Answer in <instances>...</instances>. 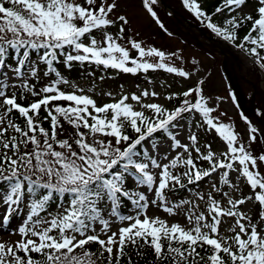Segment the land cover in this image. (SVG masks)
Segmentation results:
<instances>
[{
    "label": "snow or ice",
    "instance_id": "1",
    "mask_svg": "<svg viewBox=\"0 0 264 264\" xmlns=\"http://www.w3.org/2000/svg\"><path fill=\"white\" fill-rule=\"evenodd\" d=\"M157 2L142 0V5L163 28L153 10ZM182 2L212 33L255 57L264 69L260 51L264 50V0H255V15L244 12L249 0H222L212 14L202 10L197 0ZM118 7L119 0H0V108H5L0 113V232H11L13 213L19 216L22 205L28 208L14 231L20 239L0 242V264H122L125 260L132 264L129 246L138 256L144 255L140 249H151L152 264H264V174L259 170L264 167V151L254 154L251 148L259 129L242 117L250 125L247 144L243 142L231 123L221 122L226 113L214 115L218 109L205 95L203 79L165 97L176 101L171 108L145 102L159 97L155 91L121 95L97 106L88 95L60 88L69 83L58 70L60 64L68 69L74 63L93 64L132 75L163 69L185 80L192 78L194 70L168 66L163 51L128 38L127 44L138 54L132 57L120 43L130 20L114 15ZM222 12L228 19L218 25L213 16ZM247 22L251 27L241 39L239 29ZM117 25L115 33L110 31ZM147 57H157L159 63L147 62ZM41 64L44 76L53 79L37 91L24 81L38 78ZM17 88L41 98L23 106L17 102ZM58 101L68 104H53ZM14 111L23 126L8 118ZM64 123L73 132L60 139L58 133L66 131ZM193 125L214 131L226 151L217 155L210 144L202 151L197 135L189 130ZM177 168L180 174L173 171ZM214 173L220 184L233 190L243 178L250 194L233 199L213 184L206 213L197 212L190 199L169 202V193L198 185ZM232 173L236 175L230 178ZM213 192L227 198L226 207ZM197 198L205 200L199 193ZM249 201L259 205L255 220L240 209ZM126 203L136 215L121 213ZM52 205L55 214L49 212ZM149 207L162 208L170 216L183 211L189 227L150 217ZM224 217L235 218L225 229L230 235L221 233ZM109 218L127 226L113 231ZM92 244L98 246L96 251Z\"/></svg>",
    "mask_w": 264,
    "mask_h": 264
},
{
    "label": "rangeland",
    "instance_id": "2",
    "mask_svg": "<svg viewBox=\"0 0 264 264\" xmlns=\"http://www.w3.org/2000/svg\"><path fill=\"white\" fill-rule=\"evenodd\" d=\"M202 2L204 4V1ZM254 5L255 1L253 3H248L247 7L244 8V12L252 13L253 15H255L253 12ZM121 14L126 15L129 18L130 26H126L125 39L123 41H120V43L123 46L127 47L130 51H132V49L130 48V45L127 44L128 38H134L137 41L142 42V46L146 48L154 47V45H152L153 41H156V43L158 44L161 42L159 38L153 37V32L155 31L154 28H156V24L153 19H150L151 15L144 9L142 5V0H119V7L114 13V15ZM232 15L235 16L236 13L233 12ZM217 16V22L215 23H217L218 25H223L224 22L228 19L226 12L219 13ZM179 20L182 21L183 19L181 18ZM184 22L185 21H179L181 25H184ZM167 24L170 25L168 21ZM185 28L194 29L190 26H186ZM195 32L196 33L193 34V39L197 38L196 41L201 44L202 47L196 45L193 46L187 38H184L185 40L182 41L173 35L171 37L167 36L166 39L168 40V46L165 48L166 51H163L167 57L164 63L168 66L177 67L178 70L182 71L194 70V75L189 80H185L184 78L177 76L175 73H170L162 78L154 76V78L150 79L151 84H146L144 82H141V80L135 81L134 76L132 75H129L126 78L123 77L124 80L121 81L120 79H115L111 75H105L102 71H99L95 76H91L90 78H80L72 80L70 79V81H68V84H62L60 85V88L66 93H70L75 90L76 94L88 95L95 100L97 106H103L104 104L114 102L115 100H118L121 95L131 96V94L133 93L139 95L143 90H148L150 92L155 91L159 94V97L146 100L145 102H155L163 104L168 108H171L174 104L173 101L170 102L166 100L165 97L172 93H182L184 90L188 89L191 85H193L197 80L203 79L205 82V95L210 98V103L216 105L218 109L217 112L214 113V115L219 116L221 113H226V116H221V122L231 123L234 128V131L239 135L241 140L247 144L250 125L246 123L242 117H246L247 120L251 122V126H255L259 130L262 129V127L256 123L257 120L253 118V114H250L249 110H251V106L249 102H247L246 97L243 95L245 94L244 92H248V90L251 89V86H249L250 82L254 84L253 88L256 89L255 91H262L264 93V74L262 75L260 67H257L254 62L250 59V57L245 56L234 44L224 41L222 38L214 36L216 37L215 39H217V41L219 39L221 40V42L218 43L215 39H209L205 35V33L201 34V32L197 30H195ZM253 35H255V33ZM243 37L244 36H240L241 39ZM239 42L240 41L238 40V43ZM212 53H214V55L217 53L218 55H223L226 59L225 61H227L229 65L231 64L232 67L238 68L237 72L239 74V82H241V85L236 87L237 89H239L238 93L240 94V96H238L237 92H235L236 90L233 89L232 84L230 82L231 79H229V76L225 72L224 67L222 66L219 60L214 58ZM136 58H138V56ZM145 59L147 62H151L154 64L159 63V58L157 57H147ZM256 67L257 70H260L259 79L255 77ZM9 76L11 77V73H9ZM38 78H40V81L42 79L40 83L36 81ZM38 78L30 77L25 80L24 83L34 85L35 90L37 91H39L42 87L47 86L50 83V79L44 76V74L42 75L41 72H38ZM14 82L17 84L20 83L19 80H16ZM80 89H83V92H80ZM243 89L244 92L242 93ZM18 91L20 94H23L25 98L21 102V100L17 97V102H19L23 106H26L24 103L25 101H27L26 98H28V96L36 99L40 97L32 96L26 90H22L21 88H17L15 90V94H17ZM108 93H111V96H109ZM12 94V90H9L8 95L11 96ZM217 97L221 99L218 101ZM233 97H235V99H233ZM128 102L134 103L131 100H129ZM136 108L137 110H140L138 105H136ZM240 109L242 110L244 116H239L238 112H241ZM257 110L256 114L259 118H261V107L257 108ZM4 111L5 108H0V113ZM244 112H246V114ZM8 118L14 119L15 121L14 115L12 113ZM189 130L197 135L199 144L202 148L204 145L210 144L211 150L215 153H223L224 151H226V144L222 141V139L217 140L216 137L212 135L215 133L214 131L205 132L203 128H196L194 125ZM180 132V138L182 142H184L183 135L185 129L181 128ZM263 137L264 135H262L259 131L258 141L251 145V148L254 150V154L264 149L262 148V146H264V143L261 142L264 141ZM161 151H163V149ZM194 156H196L195 152L192 153V157ZM201 163L205 164L203 161H198V165H201ZM152 171L155 172L156 170L153 169ZM173 171L176 172V174H180L179 168L173 169ZM235 175L236 174L234 173L230 174V178L235 177ZM239 181H241V178ZM213 184L218 185L223 191L229 192V195L233 199H239L242 196L241 194L243 190L242 187H240L241 185H238L237 190L229 189L226 186L220 184L219 176L214 173L211 178H206L205 180H202L197 185L195 192H187L184 194L183 197H181V199L192 200L197 205V208L195 209L197 212L204 211L206 213V200L208 193L212 191ZM197 193L203 195L205 197V200H199L197 198ZM213 195L217 200H221L222 206H227V198H222L221 193L213 192ZM168 198L170 203H175L181 200L173 199L172 197ZM243 206L244 207H242L241 210L247 213L250 207L253 206V202L249 201ZM185 207L191 206L187 205ZM2 210L3 209L0 208V211ZM55 211L56 206L53 205L51 209H49V212L51 214H55ZM27 214L28 208L22 205L20 207L19 216H17L15 212L13 213L14 220L11 225L12 231L10 232L8 230H5L3 232H0V238L3 234L12 235L16 227L20 224V221L24 220ZM147 214L150 217H159L161 219H164L168 222L169 225L178 222L182 226L189 227L184 218L183 211L179 212L175 216H170L169 214L165 213L162 208L149 207L147 210ZM126 215H136L135 208L132 207L130 204L127 209ZM47 218L50 219L51 216L49 215L47 216ZM109 219L112 225L114 226L112 228L113 231L116 227L127 226V222H120L114 218ZM234 223L235 218H222V223L220 225L221 233L225 235H230V233L225 232V229L231 227ZM101 238H105L103 234H101ZM19 239L20 236L16 235L15 238L4 239L1 242L12 243Z\"/></svg>",
    "mask_w": 264,
    "mask_h": 264
},
{
    "label": "trees",
    "instance_id": "3",
    "mask_svg": "<svg viewBox=\"0 0 264 264\" xmlns=\"http://www.w3.org/2000/svg\"><path fill=\"white\" fill-rule=\"evenodd\" d=\"M202 1H204V4ZM254 1L255 0H249L248 3H253ZM164 2L168 6H170L171 8H174L176 10L177 14L175 15L173 12L171 13V12L164 11L165 9L162 8V6H160L158 3L153 5V10L156 12L160 23L163 24V26H164L163 28H161L159 26V24H157L156 21L151 16L150 19H153V21H155V24H156V28H154L155 31L153 32V37L159 38V40H161V42L159 44L156 43V41L152 42V45H154V47L156 49H158L160 51H166L165 48L168 46V42H167L168 40L166 38H167V36L171 37L173 35L182 41L185 40L184 38H187V39H189V42L192 43L193 46L196 45V46L202 47L201 44H199L196 41L197 38L193 39V34L196 33L195 32L196 28L191 29V28H185L184 26H182L179 23V19H181V18H179L180 16L181 17L184 16V18H186L190 23L195 24L196 26L202 28L204 31H206V33L212 35L213 37L216 36L214 33L211 32V30H209L207 27H205L203 23H201L199 20H197L195 18V16L186 9V7L183 5L182 0H164ZM197 2L201 5L202 10H204L208 14H212L217 7L221 6L222 0H197ZM218 14L219 13H217L215 16H213V22H217V17H218L217 15ZM160 15H161V17H160ZM167 21L170 25L167 24ZM250 27H251V22H247L246 24L242 25L241 28L239 29V36L246 35L248 33ZM117 28H118V26L110 29V31L115 33L117 31ZM184 33L186 36L184 35ZM237 43H238V41H237ZM260 51H261V55H264V50H260ZM244 53H246V52L244 51ZM212 54H213L214 58L219 60L220 63L222 64L227 75L229 76V79H231L230 82L232 84L233 89H235L236 90L235 92H237L238 96H240V94L238 93L239 89H237V87H236V86L241 85V82H239V74L237 72L238 68L232 67L231 64L229 65V63H227V61H225L226 59L224 58L223 55H218V53L215 55H214V53H212ZM130 55L134 58H136L138 56V54L134 50L130 51ZM251 57H253V56H251ZM253 60L256 63L255 57H253ZM9 62H12V61H9ZM258 67H259V65H258ZM38 69L42 75H43L44 71L46 70L44 65H42V64L38 66ZM58 70L63 74V77L66 80L90 78L91 76H95L99 71L100 72L102 71L105 75H111L115 79H120L121 81L124 80L123 77L126 78L127 76L132 75V74H124L122 72H119V71L113 70V69H105L102 66H96L93 64H80V63H74L73 66L71 67V69L65 68L63 66V64H60V65H58ZM261 71L264 74V69H261ZM168 74L169 73L163 69H157V70H150L146 74L140 73V74H136V75H132V76H134L135 81L141 80V82H144L146 84H151L150 79L154 78V76L155 77L158 76L159 78H162ZM259 74H260V70L259 69L257 70V67H256L255 77H257L258 79H259ZM46 77H48L50 79V81L53 79V76H51V75L46 76ZM38 80L40 83V78H38L36 81L38 82ZM249 86H251V89L248 90V92H244V89H243L242 93L243 92L245 93L243 96L246 97L247 102H249V104L251 106V110H249V112H250V114L252 113L253 118H255L257 120L256 123L262 127V129H260L259 131L261 132L262 135H264V120H263L264 119V93L262 91H258V92L255 91L256 89L253 88L254 84L251 82H250ZM33 101H36V100L30 99L28 97L26 103L29 105ZM173 103H176V101H173ZM53 104L67 105L68 102L58 101V102H53ZM50 107H51V105H50ZM259 107H261V109H262L261 114H260L261 118H259L256 114V110ZM12 113L14 115L15 121L17 123H20L23 126V120L19 117V114L15 111ZM40 113H41V116L46 115V113L44 112L43 106L40 110ZM238 113H239L240 117L244 116V114H242V112H238ZM244 113L246 114V112H244ZM43 126L45 128H48L49 123L45 122ZM63 127L66 131H63L62 134L58 133V138H60V139L66 138L70 133L73 132V129L69 124L64 123ZM213 135H214V137H216L217 140L221 139L218 137V135H216V134H213ZM262 148H264V146H262ZM261 151H264V149H262L258 152H261ZM220 154H222V153H218V155H220ZM204 163L205 164L201 163V167L206 168L207 164H206V162H204ZM259 170L262 174H264V167H261ZM185 182H186V178H185ZM241 185H242L241 187L243 190L241 195L242 196L249 195L250 194V188L246 185V182L243 180V178L241 181ZM193 188H194L193 185H187V189H180V190L174 191L172 193H173L174 197H180L186 190H192ZM241 207H243V205H241L240 208ZM126 208H127L126 204L121 207L120 211L122 214L126 213V211H125ZM258 209H259V205L253 203V206L251 207L250 212L248 214L250 217L253 218V220H255V218L257 216ZM90 247L93 251H96L98 246L95 244H92V245H90ZM126 251H128L129 254L132 256V264H152L151 249H149V248L140 249V251L142 253H144L143 256H138L136 254V252L132 249L131 246H129L126 249ZM198 251H201V253L204 254L202 249H198ZM122 264H126V260L122 261Z\"/></svg>",
    "mask_w": 264,
    "mask_h": 264
},
{
    "label": "bare ground",
    "instance_id": "4",
    "mask_svg": "<svg viewBox=\"0 0 264 264\" xmlns=\"http://www.w3.org/2000/svg\"><path fill=\"white\" fill-rule=\"evenodd\" d=\"M16 235H17V234H14V233H13L12 235H4V234H3V235L1 236V238H0V239H1L0 242H1L2 240H4V239L15 238Z\"/></svg>",
    "mask_w": 264,
    "mask_h": 264
},
{
    "label": "water",
    "instance_id": "5",
    "mask_svg": "<svg viewBox=\"0 0 264 264\" xmlns=\"http://www.w3.org/2000/svg\"><path fill=\"white\" fill-rule=\"evenodd\" d=\"M159 1H160V3L162 4V6H163L164 8L170 9L171 11L174 10L173 8H172V9L169 8V7L164 3L163 0H159Z\"/></svg>",
    "mask_w": 264,
    "mask_h": 264
}]
</instances>
